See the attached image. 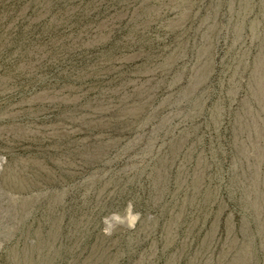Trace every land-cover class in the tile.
<instances>
[{
    "label": "rangeland",
    "instance_id": "obj_1",
    "mask_svg": "<svg viewBox=\"0 0 264 264\" xmlns=\"http://www.w3.org/2000/svg\"><path fill=\"white\" fill-rule=\"evenodd\" d=\"M0 264H264V0H0Z\"/></svg>",
    "mask_w": 264,
    "mask_h": 264
},
{
    "label": "clouds",
    "instance_id": "obj_2",
    "mask_svg": "<svg viewBox=\"0 0 264 264\" xmlns=\"http://www.w3.org/2000/svg\"><path fill=\"white\" fill-rule=\"evenodd\" d=\"M142 215L140 211L136 210L135 204L132 201H128L123 214L117 211L102 217V225L104 226L102 230L105 235H113L121 227L134 230Z\"/></svg>",
    "mask_w": 264,
    "mask_h": 264
}]
</instances>
